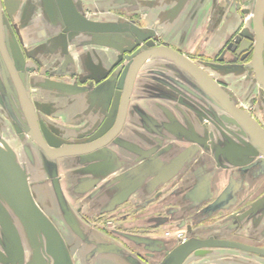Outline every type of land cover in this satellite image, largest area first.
<instances>
[{
  "label": "water",
  "instance_id": "obj_1",
  "mask_svg": "<svg viewBox=\"0 0 264 264\" xmlns=\"http://www.w3.org/2000/svg\"><path fill=\"white\" fill-rule=\"evenodd\" d=\"M113 1L110 3L111 5L119 2V0ZM17 7V5L14 6L15 9ZM41 8L47 22L62 27L64 33H69V37L70 35L77 36L87 33L86 35L94 38V41H87L86 44L98 43L112 47L119 57L125 51L131 50V46L121 48L118 47L119 45H115L123 43L120 41L122 39L120 37L122 32H126L130 35L127 40L133 41L130 45L132 47L139 46V48L132 55L127 56V62L118 81L116 74L103 72L100 78L90 76L97 83L93 91L77 83L66 84L59 81L46 86L48 90H57L59 96L76 95L85 91L96 97L102 92L106 95L105 102H109L111 93L115 92L117 95L113 102L114 106L110 110L109 115L111 117L108 121H105L103 128L100 130L101 133L108 130L107 135L98 137L99 132L84 141L65 140L63 136L66 131L68 133L73 131L74 134L78 135L76 132L80 129L67 128L65 131V128H54L57 133L56 136L48 132L44 125L38 124V111H36V106L32 102L27 85L21 80L17 69L20 66L16 65L17 60L22 56V52L18 49L16 36L12 33V30H10L9 37H6L4 32L5 23L3 22L5 18L2 15L0 1V107L9 114L11 125H14L23 152L22 156H19L7 141H2L0 144V264H34L37 260H45V254L52 258L53 264H71L66 248L69 245L73 246L74 243L66 240L65 236L58 230L48 216L50 211L58 212L64 224L73 233L75 237L73 239L79 238V242L92 244L91 241H88L87 233L89 230H95L81 219L79 212L68 203L64 196L57 169L58 158L79 156L99 148L108 150L105 145L120 131L124 124L136 75L139 69L150 59L169 58L184 74L181 77L185 83L184 86L182 85L183 89H198L206 99L214 102L215 115L212 117H214L215 122L212 123L221 136L226 139L225 145H218L213 153V157L219 165H222L218 161L219 155L225 157L228 161L224 162L222 167H236L239 169L250 167L253 164L251 161L258 155L264 158V130L261 126L246 111L240 109L219 83L196 62L169 47L155 45L154 40L151 39L152 37L148 39V27L136 26L124 18L116 22L91 19L84 15L81 0H42ZM263 12L264 0H257L254 23L257 32L262 35H264L261 22ZM12 15H14V12ZM151 35H155V33ZM62 37V42H60V45L57 43V47L62 48L63 52L66 53L68 43L66 34H63ZM102 39L105 40L102 41ZM157 70L159 71L158 68ZM258 77L264 85V72H262V69L258 70ZM116 84L118 90L114 91L113 88ZM187 106L191 109L189 105ZM143 115L141 116L145 121L148 120V124L151 126L150 131L152 130L160 135V127H164L167 131L184 135L196 144L203 142L204 147L207 148L206 137H200L196 131L186 128L180 122H167L156 129L152 120ZM107 127L111 128L108 129ZM231 127L238 129L239 135L235 134L230 129ZM43 130L48 133L49 138ZM232 136L240 144L236 143ZM242 136L246 137L248 142ZM29 141L35 142L41 149L43 153V155L41 154V161L40 154L35 149L32 152L29 150L28 146L31 145ZM125 145L140 155V158H146L145 161L142 160L135 167L137 176H141L146 170L148 174H154L157 171L155 181L169 177L172 171L178 168L182 160L189 157L193 152L192 148H187L160 167L156 160L159 155L157 146L145 150L135 144L125 143ZM23 157L25 160H23ZM27 165L35 170L36 174H31ZM33 175H36V180L33 179ZM46 177L49 178L51 184L49 182L42 183V180L45 181ZM49 184L51 186H47ZM37 185L47 186L43 190L45 193L43 198L36 196L32 189ZM232 192L233 186L230 183L209 206V209L217 208L230 197ZM263 200L264 198L261 201ZM255 205L257 204L255 203ZM133 240L146 242L145 239L139 237L133 238ZM100 244L103 246L100 252H118L122 249L114 243L103 244L98 242L95 246ZM209 247L236 248L264 254L263 249L252 248V246L238 241L214 237L207 239L191 238L177 245L173 252L166 256L163 263L182 264L192 252ZM128 260L132 263L139 262V259L132 254H128Z\"/></svg>",
  "mask_w": 264,
  "mask_h": 264
},
{
  "label": "crops",
  "instance_id": "obj_2",
  "mask_svg": "<svg viewBox=\"0 0 264 264\" xmlns=\"http://www.w3.org/2000/svg\"><path fill=\"white\" fill-rule=\"evenodd\" d=\"M120 1L122 2L120 3ZM197 1L182 0V7L177 8L174 15L170 17V20L185 19L184 16L188 10L191 12L193 4L197 3ZM218 1L200 0V8L195 10V25H189L188 22H185L186 25L183 27H174L179 32L176 35L182 38L183 42L187 44L188 49L192 41L190 39L201 37L204 34L205 28H209L207 25L212 14V6L218 3ZM111 2L114 1L102 0V2H98L99 5L104 6L103 18L109 20H112V17H110L109 12H107L108 9H105V6H109ZM135 2L140 5V13L143 14L146 27L155 30L159 35L163 34L162 20L165 19L163 16V9L165 7L161 5V0L156 1L153 5L150 4V0H130V2L119 0V2H116L112 6L116 7L128 3L134 4ZM227 16L225 17L226 19L220 22L216 32L214 31L210 36V38L212 36H219L220 40L218 42L220 44L223 41L222 38L228 35L239 22L237 13ZM218 46H216L217 49ZM207 48L205 46L204 50ZM85 49L86 51H92V54L98 60L103 61L101 67H99L101 69L108 66L110 57L116 53L112 47L106 45L97 46L96 44H88L85 46ZM80 53V50H75L74 48L69 52L73 66L79 65ZM164 62L165 59H150L143 65L139 73L140 76L136 79L130 103L131 106H136L144 111L154 125L158 126L163 121L169 120L172 117L175 118L173 121L181 122L188 129L196 130L201 136L206 137L210 128L203 130L201 127L200 130L199 121L186 106H180L173 101H166V99L158 95L147 93L146 87L148 85L144 83L147 80L144 79L147 76L145 73L157 67L160 70L159 67L163 66ZM90 64L93 65L92 62ZM150 83L153 84L154 82ZM50 91L52 92L47 94L48 98L43 96L42 90L40 91L39 99L41 101H39L40 104H37V111L40 117L56 123L59 126L56 129L65 128V131L67 128H76L81 131L85 129L89 130L101 118L102 108H100V101H97L100 96L93 97L89 93L59 96L57 90L52 89ZM52 117L57 118V122ZM123 131L143 148L157 146L159 155L156 160L160 167L167 164L173 157L187 148H192L193 154L191 153L189 157L182 160L178 168L172 171L169 177L157 181L154 180L157 176V171L154 174H148L146 170L144 174L137 176L135 167L142 162V159L127 151L119 150L113 144L109 145L108 150L112 152L117 161H112L113 165L111 166H104L109 163L103 162V166H97L98 161L95 156L90 158L87 156H70L58 159V174L64 196L75 210L77 206H81V212L79 213L81 219L96 231L87 230L88 241H91L92 244H86L83 241L79 242V238L73 239V233L64 224L58 212L50 211L48 214L51 215L50 217L58 230L65 236L66 240L74 243L72 249L75 250L78 246H81L83 249H90L98 242L103 244L114 243L121 247L120 242L105 235L96 226L84 220L81 213L89 216L103 212L121 211L124 208V206H121V202L124 201L128 191H131L132 194L134 193L131 200L136 204L134 208L135 216H132V222H124L123 224L137 232L134 231L132 234L135 236L127 237L125 240L133 242L134 247L141 252L147 250L150 251L149 253H153L152 259H159L164 253L173 248V246L170 247L173 239L165 236L166 231L171 229L183 230L187 228L193 234L192 236H213L226 239L234 237V239L237 238L240 241L246 242L248 241L247 239L232 235V233L236 232L237 226L242 227L244 224V228H251L252 230V232L245 233L247 237H258L257 231L264 226V219L260 220L259 215L255 213L252 219L248 217L243 222L242 212L246 201H249L254 206L259 199L264 198V193L261 194L264 190V162L253 163L250 167L244 169L222 167L224 162H226L223 156L218 159L219 163L222 164L219 165L215 157H212L214 156L212 155L213 152L210 153L209 149L205 148L204 145L200 143L196 144L184 135L167 131L164 128L160 129V135L149 131L142 125L137 115L129 116ZM214 132L217 136V132L215 130ZM63 137H67L68 141H76L78 135L74 134L73 131L71 133L66 131ZM24 144L27 145L26 143ZM28 147L31 152L34 151L35 147L32 144ZM101 169H103L102 172L99 171ZM36 178V175H33V179L36 180ZM101 180L107 188L105 189L107 193L103 196L102 192L95 193L99 188L98 185H100L98 181ZM109 181L112 182L110 183ZM230 183L233 186V192L230 197L217 208L209 209V206ZM146 185H148V188ZM44 188H47V186L42 187L37 185V187H32L36 196L41 198L45 194ZM140 189L143 191V195L147 194L148 199H142L144 196L137 194ZM249 220H251V224ZM205 223L206 225H203ZM140 230H145V234H141ZM137 237L145 239L146 242H136L133 240V238ZM123 249L124 253L120 251L101 252V254L94 258L93 264H145L141 256L128 251L124 247ZM231 250H233L236 259H249L254 264H264V261L259 257L247 258L248 256L240 250ZM128 254L137 257L139 262H130ZM236 261L239 264L243 263V260L242 262ZM221 263L228 264L226 262ZM39 264H41L40 260Z\"/></svg>",
  "mask_w": 264,
  "mask_h": 264
},
{
  "label": "flooded vegetation",
  "instance_id": "obj_3",
  "mask_svg": "<svg viewBox=\"0 0 264 264\" xmlns=\"http://www.w3.org/2000/svg\"><path fill=\"white\" fill-rule=\"evenodd\" d=\"M0 1L2 15L5 18V20H3V22L5 23L4 32L6 33L7 38L9 37L10 30H12V33H14V35L16 36L18 49L20 50V52H22V56H20L16 62V65L20 67L16 68L19 71L22 82L28 87L32 102L36 106V111L38 108L37 104H40L39 101H41L39 99L40 91H43V96H45L46 98L48 96L47 94L49 92H52L48 90L46 86L52 82L59 81L66 84L77 83L78 85L86 86L93 91V88L97 85V83L94 79L90 78V76L100 78L103 72H109L113 75L116 74V78L118 81V78L120 79L121 77V72L125 66V63L127 62V56L132 55L133 52H135L139 48V46L132 47V45L130 44L133 43V41L130 42V40H127L130 38V35L126 32H122V36L120 37L122 39L120 41L123 43L115 45H119L118 47L121 48H129L131 46V50L125 51V53H123L119 57L116 53H114L110 57V62L108 61V66L101 69L99 67H101V63L103 61L98 60L96 56L92 54V51H86L85 49V46L88 45L86 44V42L94 41V38L90 35H86L87 33H82L81 35L77 36L70 35L69 37V33H64L62 27L57 24H51L50 22H47L41 8L42 0ZM100 1L102 2V0H81V8L84 15L94 20L97 19L102 21L114 22L121 21L122 18H124L129 23H132L136 26L142 27L143 25H145L143 14L140 13V5L136 4V2L134 4L128 3L116 7L112 6L113 8H110L107 11L109 12V14H112V20H109L103 18L104 6L98 4V2ZM127 1L130 2V0ZM150 1V4L153 5L158 0ZM256 1L257 0H219L218 3L213 4L212 14L207 25L209 26V28H205L204 34L201 37L199 36L194 39L191 38L190 40L192 41L189 45L190 48L188 49L187 44L183 42L182 38H179L176 35L179 32H177V29H174V27H183L184 25H186L185 22H188L189 25H195V10L200 8V0H198L197 3L193 4L191 12L188 10L187 14L185 15L186 17L184 16L185 19H180L177 21L170 20V17L174 15V12L177 10V8L182 7V0H161V5L165 7V9H163V16L165 19L162 20L163 34L159 35L158 32L149 28L148 39L149 37H152L151 39L154 40L155 45H164L166 47H169L172 50L188 57L189 59H191V61L196 62V64L206 70L211 75V77H213L216 82L219 83V85L229 95L230 99L234 101V103L240 109L246 111L248 115L264 130V85L258 77V70L260 71V69H262V72H264V35L258 33L255 28L254 11L256 7ZM142 3L146 4L145 2ZM15 5L18 6L16 9L14 8ZM13 12L14 15L11 16ZM233 13L238 14L239 22L228 35L222 38V43L220 44V42H218L220 40L219 36H212V38H210L212 33L214 31L216 32V30L218 29L220 22H222L223 19H226V15L230 16ZM261 22L264 29V12L262 14ZM152 33H155V35H151ZM63 34H66V39L68 42L66 53L63 52L62 48L57 47V43H59L60 45V42H62ZM104 40L105 39H102V41ZM96 45L102 46L98 43ZM205 46L208 47L206 50H204ZM216 46H218V49L216 48ZM73 48L75 50L77 49L81 51L79 65L73 66L72 60L70 59L69 52H71V49ZM90 58L91 61L89 62ZM91 62L93 63V65L90 64ZM157 68H155L154 70L151 69L152 71L148 70L149 72L145 73L147 75L146 78L143 77L144 79L148 80L144 81V83L148 85L146 87V90L148 91L147 93L151 95H158L163 99H166V101H173L180 106L189 105L191 108L190 111L199 121L200 130L201 127L203 130L210 128V131H208V134H206L205 141L206 147L209 149L210 153H214L218 145H225V137L221 136V134L216 130L215 127L212 128V126H214L212 123L214 121V117L212 116L215 115L213 110L215 108L214 102L206 99V97L201 94L198 89H183L182 87L185 83L180 76V73L182 75L183 72H180L178 67L169 58H165V62L163 63V66L159 67V71L157 70ZM140 70L141 69H139L138 74L136 75L132 87L128 111L125 116L124 124L122 125L120 131L116 133V135L105 145L108 148L109 145L113 144L119 150L127 151L138 156L139 158L140 155H138L134 150L129 149V147H127L125 143L135 144L140 146L141 148L143 147L134 139L129 138L127 134H125L126 132H124L123 130L125 128L127 119L131 115H137L142 125L149 131L151 129L150 124H148V120L145 121L141 116L142 114H144L147 117V114L144 113V111L140 110L138 107L131 106L130 104L132 101L136 79L140 76ZM152 81L154 82L153 84L150 83ZM42 88H46L47 90ZM113 90H118L117 84L115 88H113ZM84 93L89 92L84 91ZM101 93L100 95H97V97L100 96L97 101H100V108H102L101 118L94 125H92L89 130L85 129L76 132L78 134V142L84 141L92 137L96 133H99L103 128L105 121H108L111 117L109 115L110 110L112 106H114L113 102L117 98V95L115 94V92H113V94L111 93L109 102H105L104 97L106 95ZM37 116L39 122L38 124L44 125L48 132H50L52 135L57 136L54 128L59 126L56 123L50 122L40 117L38 114ZM218 116L220 117V115ZM52 119L55 121L58 120L57 118L53 117ZM173 120H175V118L170 117L169 120L167 119L166 121H163L158 126H162L167 122L172 123ZM1 122L6 123L5 121L0 119V123ZM153 126L156 129L159 128L157 125L153 124ZM110 128L111 127H109L108 129ZM230 129H232L235 134L239 135L240 132L238 129H235L233 127H231ZM214 130L217 132L218 137L215 135L216 133L214 132ZM43 132L45 135H47V137L49 136L48 133L44 130ZM107 132L108 130L102 133L100 132V134H98V137H101V135H107ZM196 133L200 135L199 132L196 131ZM226 133L230 134L229 132ZM67 137H64L65 140L68 139ZM242 137L246 142H248V139L246 137ZM232 138L234 141H236V143L240 144V142L234 136H232ZM209 141H211V143H209ZM34 144L35 151L40 154L41 161V154L43 155V153L35 142ZM200 144L204 145L203 142ZM144 149L146 150L148 148ZM79 156H87L89 158L95 156L96 160L98 161L97 166H103L104 164H102V162L109 163L104 166H111L113 165L112 161L115 160V157L110 150H101V148L89 151L85 154H80ZM220 157L222 156L219 155V158ZM141 159L145 160L146 158ZM226 162L228 161L226 160ZM251 162L263 163L264 158L263 156L258 155ZM102 170L103 169L99 171L102 172ZM100 172L98 173L100 174ZM45 182L50 183L48 177H46L45 181L42 180V183L45 184ZM109 182L111 183L112 181ZM98 183L100 185H98L99 188L96 190V193L102 192L103 196L107 193L105 190L107 188L105 187V183L102 180L98 181ZM146 187L148 188V185H146ZM262 193H264V190L261 192V194ZM133 194L131 193V191H128V194L125 196V198L123 197L124 201L121 202V206H124V208L121 211L116 210L115 212L110 213L103 212L89 216L81 213V216L84 220L89 222L91 225L96 226L98 230H100L105 235L120 242L122 249L119 251L121 253H124V247L128 251L141 256L145 264H164V258H166L168 254L173 252V249L180 243L191 238L207 239L213 237L192 236L190 235L191 232L187 228L185 231H180V235H176V232L172 233L169 231V233H167L165 236L172 238L173 241L176 242L175 245L170 251L164 253L159 259H152L153 253H149L150 251L147 250L141 252L134 247L133 242H128L129 240H125V238L127 237L130 238L131 236H135L132 234L135 230L123 224L124 222H132V216H135L134 208L136 204L131 200ZM137 194L143 195V191H141L140 189L138 190ZM143 196L144 197H142V199H148L147 194H144ZM262 199H259L257 201V205H255V207L253 206V204L251 205L249 201L245 202L243 206L244 210L242 212L243 222L248 217L252 219L255 213L259 215V218H261L260 220L264 219V200L261 201ZM80 207L81 206H77L76 208L79 213L81 212ZM48 216L50 217L51 215L48 214ZM249 223H252L251 220H249ZM140 231L141 234H145L146 232L145 230ZM246 232H252L251 228H244V224L242 227L237 226L236 232L232 233V235L239 238L243 237L248 241L243 242L240 241V239H234V237H231L228 240L238 241L248 246H252V248L257 247L264 250V226L257 231V235L259 238L257 236H252V238H249L246 236ZM220 239L226 238L221 237ZM72 248V245H69L66 248L68 251L67 256L70 257L71 264H93L94 258L101 254L100 251L103 246L102 244H100L90 249H83L81 248V246H78L75 250ZM213 248H223L230 250L236 249L228 247ZM240 251L242 253H245V255L248 256L247 258L259 257L264 261V254L249 250ZM44 259L45 260L42 259L43 261H40L41 264H53V260L50 256L45 254ZM186 260L187 258L185 259V261ZM34 264H39V260L35 261Z\"/></svg>",
  "mask_w": 264,
  "mask_h": 264
},
{
  "label": "rangeland",
  "instance_id": "obj_4",
  "mask_svg": "<svg viewBox=\"0 0 264 264\" xmlns=\"http://www.w3.org/2000/svg\"><path fill=\"white\" fill-rule=\"evenodd\" d=\"M110 8H113L111 4L109 6H105V9L109 10ZM110 17H112V14H110ZM144 26H146V24L143 25V27ZM180 72L182 71L180 70ZM180 76L182 77L181 73ZM0 119L6 122V123H2V122L0 123V144L2 143V141H7L12 147V149L15 150L17 154H19V156L20 155L22 156L23 152H22L21 142L16 136L14 125H11L12 123L10 122L11 120L9 114L5 111V109H2V107H0ZM29 142L30 144H32V146L35 147L33 141H29ZM23 160H25V158ZM27 167L28 170L31 172V174L35 173L34 172L35 170H33L31 167H29L28 165ZM203 225H206V223ZM185 230L186 229L183 230L171 229V230H167L165 234L169 233V231L174 233L176 231H185ZM190 235L193 234L190 233ZM175 243H176L175 241H172L170 247L174 246ZM233 253H234L233 250L230 249L206 248L200 251L197 250L187 257V261L185 262V264H222L221 262H226L228 264H239L237 263L236 260L240 262H242L243 260L242 264H254L249 259H242V260L236 259Z\"/></svg>",
  "mask_w": 264,
  "mask_h": 264
},
{
  "label": "built area",
  "instance_id": "obj_5",
  "mask_svg": "<svg viewBox=\"0 0 264 264\" xmlns=\"http://www.w3.org/2000/svg\"><path fill=\"white\" fill-rule=\"evenodd\" d=\"M180 233H181L180 231H176V235H180Z\"/></svg>",
  "mask_w": 264,
  "mask_h": 264
}]
</instances>
